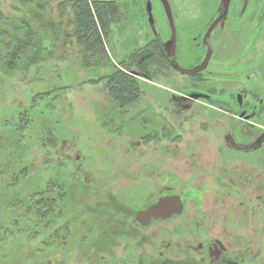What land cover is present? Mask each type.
<instances>
[{
    "label": "rangeland",
    "instance_id": "374dc122",
    "mask_svg": "<svg viewBox=\"0 0 264 264\" xmlns=\"http://www.w3.org/2000/svg\"><path fill=\"white\" fill-rule=\"evenodd\" d=\"M24 1L0 0V9L14 21L28 20L44 36V43L52 54L38 67L32 66L26 72L4 74L0 71V134L3 139L0 143L7 144L4 139L13 128L19 126L17 112L26 110L31 121L22 130L20 148L17 150L20 158L17 161L22 167H27L19 186L11 192L12 196L18 192L35 191L48 180L55 179L64 184L67 206L62 208L65 215L61 222H68L67 219L71 221L70 235L65 246H54L45 252L39 250L43 235L28 243H25L26 239L18 237L16 244L9 241L4 251H0V264H160L159 252L168 242L172 246L165 251V256H176L178 262L184 260L182 264H186V260L192 257L197 261L188 248L195 246V243L189 239L202 229L216 233L220 229L217 228L219 220L225 219L229 220L225 234L232 237V250L238 245L243 246V241L237 245L236 239L237 235L243 234L245 264H264V159L262 167L248 159L241 163L244 170L252 175V189L253 180L262 182L261 210L254 211L252 208L258 200L254 199V194H248V187L245 189V207L228 205L229 209L226 210L222 201L210 193V189L204 196L210 198L207 209L196 211L191 207L193 187L207 179L215 181L211 174L214 167L216 171L220 166V162L212 161L211 155L216 152L210 150L208 134L212 132L214 145L218 144L224 133L221 121L229 119L238 122L239 119L194 101L204 109V113L197 115L193 132L189 126L192 123L190 119L182 122V127L187 128L183 131L182 139L196 140L195 153L202 159L193 161L195 154L191 151L189 154L188 150L182 154L170 149L162 153L160 146H157L159 141L163 139V143L168 144L176 136V130L167 124L164 132L161 131L160 114L155 113L157 109L154 112L148 108L158 105L172 107L169 94H174L176 89L170 87L177 88L178 93L183 95L190 89V80L179 75L168 63L165 68L161 63V66L152 67V80L134 75L139 82L140 97L120 110L104 90L103 77L111 73L110 68H86L73 38L60 39L55 43L50 37V29L46 28L50 23H61L62 29L70 31L67 9L60 17V1L65 2ZM116 1L122 3L123 0ZM151 2V23L143 13L135 14L132 11L130 5L133 4L125 2L127 16L124 21L119 20L112 25L109 39L106 40L113 67H122L121 62L125 61L130 64L131 71L136 72V65L128 55L135 49L143 48L155 36L160 37L165 49H168L171 38L169 20L161 3L156 0ZM171 5L174 10L175 0L171 1ZM175 10H178L177 7ZM187 37L180 34L179 48L180 54L183 53L181 58L189 62L186 51L190 38ZM180 63L183 66L188 64ZM207 109L211 113L208 116L219 120L214 121L215 126L209 129ZM170 111L167 110L168 113ZM169 132L173 134L167 136ZM244 135L238 132L239 139H249ZM210 144L213 146V142ZM223 149L226 150L225 147ZM9 152L7 148L0 147V164L11 156ZM262 152L264 158V144ZM256 154L260 155V152ZM252 166L259 169L256 171ZM258 171L262 172L260 179L256 176ZM84 176L88 182L94 183L95 188L81 184ZM11 177V174L0 173V227H4L10 218L1 185L5 186L4 178ZM164 187L188 195L185 215L191 211L197 212L199 220L205 223L201 230L192 224L198 220L192 216L188 217L194 220H187V223L178 218L146 226L134 221L136 211L153 202ZM49 228L53 233V225Z\"/></svg>",
    "mask_w": 264,
    "mask_h": 264
},
{
    "label": "flooded vegetation",
    "instance_id": "af4514ba",
    "mask_svg": "<svg viewBox=\"0 0 264 264\" xmlns=\"http://www.w3.org/2000/svg\"><path fill=\"white\" fill-rule=\"evenodd\" d=\"M156 1L161 3L163 12L169 20L171 38L168 49H165L160 37L155 36L148 40L143 46L145 62L148 61L149 54L152 53V44L159 42L162 44L163 51L162 65L167 66L168 63L179 75L190 80V89L185 91L183 95L180 92L178 93L177 88L170 87L176 89L174 94H169V102L173 104L172 107L158 105L148 108L151 111L157 109L154 112L160 114L161 131L164 132L167 124L176 130V133H174L176 136L173 140L166 144L161 139L157 146H160L162 153L170 149L172 151L178 150L182 154L188 150L195 154L193 161L202 159L195 153L196 140L184 141L182 139L183 131L187 130V128L182 127V122L190 119L192 123L189 126L193 132V122L197 115L204 113L202 111L204 109L194 101H199L207 108L215 109L217 112L239 119L238 122L229 119L221 121V129L224 133L222 139L217 141L218 144L214 145L215 140L212 138V132L208 134L210 136L208 140L210 150L217 153L214 152L215 154L211 155L212 161L220 162V166L217 167L216 171L214 167L211 174V177L216 178L217 181L216 179L215 181L207 179L205 182H197L190 197L193 202L191 207L193 206L196 211L202 208L207 209L210 205L208 202L210 198L204 196L209 189L216 199L222 201V205L226 207V210L229 209L228 205L233 207L236 204L244 206L243 204L246 203L245 189L248 187V194H254V199L258 200L257 203H253L252 208L254 211L261 210L263 199L260 190L263 188L261 186L262 182L253 180L254 186L252 189V186H250L252 175L244 170L242 164H244L245 159H248L249 161L253 160L254 163L262 167V159H264L262 158L263 152L261 153L264 144V0H175L178 10H175L176 7L173 10L172 0H166L171 12L170 16L166 12L163 0ZM125 2L133 4L129 5L135 14L143 13L150 23L152 22L151 10L153 3L151 0H123L122 3L126 7L123 13L127 16L128 7ZM173 34L174 40L172 42ZM180 34L190 38V43L187 44L189 48L186 51L190 63L181 58L183 53L180 54L179 48ZM172 60L185 69H191V73H181L175 69ZM180 62L188 64L183 66ZM152 67L155 66L151 65L141 73L136 72L147 80H152ZM203 84L205 86H201ZM164 89L170 92L169 89ZM167 110H171L170 113ZM207 112L209 129L215 126L214 121L219 122V120L208 116V114H211L208 109ZM165 114L167 115L165 116ZM177 129L180 131H177ZM238 132L240 134L244 133V136L249 137V139H239ZM166 134L171 136L173 133ZM212 142L215 148L210 144ZM259 152L260 155L256 154ZM251 154H254V156ZM76 157L78 158V156ZM230 162L233 170H230ZM252 168L254 170L259 169V167L253 166ZM257 173L259 174L256 176L260 179L262 177L260 173L262 172L258 171ZM256 176L253 175V177ZM84 178L85 180L81 178V184H89V186L95 188L92 181L88 182L86 176ZM160 192L153 202L139 210L148 208L160 198L177 196L182 204L180 212L173 213L166 218L152 217L147 224H143L134 218L136 223L146 226L157 221H168L172 218L182 219L187 223V220L190 222L194 220H190L188 216L199 217L197 212L192 211L188 213L189 215H185L188 206L187 194L165 187ZM256 193L257 195H255ZM239 198L242 200L238 201ZM202 217L204 216L202 215ZM219 222L217 228L220 229H217L216 233L213 230L210 232V230L205 231L202 229L205 226L202 219L199 220L198 218L196 222H192L196 228L202 229V231H196L197 234L189 239L190 242L195 243V246L188 247L197 257L198 262L192 257L191 260H186V264H245L243 239L245 236L243 234L237 235V245L240 241H243V246L238 245L233 251L231 248L232 237H230V234H225L228 232L229 220H219ZM214 226H216V222H214ZM171 246V243L168 242L164 245V250L159 252L160 264L184 263V260L178 262L176 256H165V251Z\"/></svg>",
    "mask_w": 264,
    "mask_h": 264
},
{
    "label": "trees",
    "instance_id": "16d2710c",
    "mask_svg": "<svg viewBox=\"0 0 264 264\" xmlns=\"http://www.w3.org/2000/svg\"><path fill=\"white\" fill-rule=\"evenodd\" d=\"M28 1L30 0H25L23 3ZM63 2L65 3L60 1L59 4L60 17L67 9L66 16L70 31L62 29L61 23L57 25L50 23L46 26L50 29V37L55 43L60 39L73 38L86 68L91 70L98 67L110 68L111 73L103 77L104 90L117 108H126L137 101L141 90L137 77L131 74L133 71L130 64L122 61V67H113L106 48V40L109 39L112 25L119 20H125L123 11L126 7L123 3L114 0H63ZM62 4L66 5L62 6ZM151 51L147 62L143 53L144 47L130 52L128 58L134 61L136 71L141 73L151 65L161 66L162 44L153 43ZM51 54L44 43V36L28 20L14 21L0 9V71L4 74L26 72L32 66L38 67ZM162 67L166 66L162 65ZM17 117L19 126L13 128L6 136L4 141L6 140L7 144L0 143V147L7 148L11 153L9 158L1 161L0 173L12 175L10 179L4 178L5 186L1 185L2 195L8 203L10 218L4 227H0V251H4V246L9 241L16 244L18 237L26 239L25 243H28L43 235L42 247L39 250L45 252L51 247L67 244L71 221L67 219L68 222H61L64 214L62 208L67 206V191L64 184L53 179L46 181L43 187L35 191L18 192L12 196L11 192L19 186L27 167L26 165L22 167L17 161L20 158L17 150L20 148L22 130L31 121L26 110L17 112ZM54 143L56 145L55 141ZM52 225L53 233L49 228Z\"/></svg>",
    "mask_w": 264,
    "mask_h": 264
},
{
    "label": "water",
    "instance_id": "95a60500",
    "mask_svg": "<svg viewBox=\"0 0 264 264\" xmlns=\"http://www.w3.org/2000/svg\"><path fill=\"white\" fill-rule=\"evenodd\" d=\"M164 7L166 9L167 14L170 16L171 12L169 10V6L166 2V0H163ZM174 40V34L172 36V42ZM172 65L175 69L180 71L181 73L189 74L191 73V69H185L181 66H179L174 60L171 61ZM133 75H138L137 72H132ZM182 209L181 201L177 196H170V197H163L160 198L156 203L152 204L148 208L144 210H139L135 218L143 223L147 224L149 220L154 218H166L168 216H171L173 213H178Z\"/></svg>",
    "mask_w": 264,
    "mask_h": 264
}]
</instances>
